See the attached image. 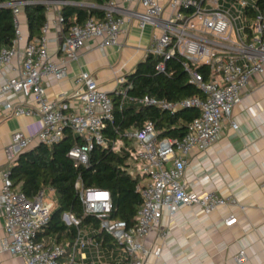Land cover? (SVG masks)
Wrapping results in <instances>:
<instances>
[{"label":"built area","instance_id":"1","mask_svg":"<svg viewBox=\"0 0 264 264\" xmlns=\"http://www.w3.org/2000/svg\"><path fill=\"white\" fill-rule=\"evenodd\" d=\"M47 10L59 7L58 17L63 22L61 7L69 0H43ZM259 0H108L104 4L81 3L102 10L100 16L90 15L85 22L69 27L59 43L62 56L53 60L48 51L49 23L41 35L27 40L20 29L21 9L29 0H11L16 18V32L11 46L0 47V71L6 64L17 60V75L4 76L0 86V104L8 115H36L42 120L35 134L20 130L12 133V140L4 148L8 167L2 174L0 208L5 219V234L0 250L19 254L24 264H143L148 254L162 255L164 248H150L145 238L160 228L165 213L175 216L181 206H198L205 213L228 204H240L236 197L222 196L215 190L189 189L181 181L188 166V157L195 150L208 151L218 140L226 119L233 128L238 123L231 118L233 108L244 99V90L251 77L264 72V6ZM251 6L252 13L245 12ZM137 22L144 29H154L152 42L145 48V57H160L157 68L166 69V61L173 56L183 59L184 69L202 95H191L174 101L145 96L136 99L146 105L160 106L174 111L195 106L200 115L188 126L182 137H159L155 123L148 120L141 127L131 128L110 141L103 133L108 120L114 119V102L103 90L97 77L82 70L75 77V98L81 101L78 111H68L61 101L49 99L44 79H62L68 74L67 63L78 59L80 48L92 38L99 39V46H122V36L128 35L129 25ZM208 65L210 73L204 78L198 69ZM125 76L118 79L123 85ZM129 84L128 86H131ZM122 99L128 98L127 87L116 91ZM22 96L26 102L13 101L10 96ZM66 128L83 139L75 143L68 155L74 166L87 164L95 144L110 146L114 150L128 149L130 171L138 176L137 190L143 201L135 213L134 221L112 216L114 202L111 190L89 188L78 179L79 191L85 214L98 218L99 227L81 226L82 219L71 211L62 217L76 226L73 241L57 242L40 240L39 233L50 221L57 205L54 188L45 186L34 198L21 191L11 177V167L19 154L36 141L52 145L64 137ZM126 141L129 143L127 144ZM243 208V207H242ZM238 217L231 214L225 224L231 225ZM104 231L115 239V245L106 248L96 233ZM168 231L161 230L165 236ZM118 254L119 261H111ZM246 249L236 256L237 263H244Z\"/></svg>","mask_w":264,"mask_h":264},{"label":"crops","instance_id":"2","mask_svg":"<svg viewBox=\"0 0 264 264\" xmlns=\"http://www.w3.org/2000/svg\"><path fill=\"white\" fill-rule=\"evenodd\" d=\"M58 11L57 5L47 10L48 51L55 61L62 56L58 47L66 34ZM19 18L24 35L22 46L30 35L23 9ZM128 32L121 38L124 41L122 46L101 48L98 38L90 39L80 48L78 59L67 63L66 77L44 79L49 99L64 102L68 111H78L81 101L75 98L74 82L82 70L91 71L101 88L110 95L123 88L118 79L134 71L139 61L145 58L144 51L152 42L154 29L151 25L141 29L133 21ZM16 63L14 59L2 68L0 84L4 76L17 75L12 68ZM251 78L244 90V99L232 110L231 118L238 127L233 128L226 119L220 137L208 151L195 149L190 153L181 178L189 189H213L222 196L236 197L240 204L221 206L211 213H205L198 206L184 205L173 217L165 213L160 228L145 238L150 248L162 245L163 253L159 257L146 255L143 264H240L236 256L241 249L247 251L242 264H264V72ZM10 99L26 102L22 96L12 95ZM41 126L42 120L38 116L8 115L0 104V191L3 171L9 165L4 148L11 142L12 133L20 130L33 135ZM38 143L36 141L33 145ZM231 214L237 215L238 219L227 226L225 220ZM4 224L0 208V241L5 234ZM161 230L168 231V234L161 235ZM104 252L110 256L106 248ZM119 259L118 254L111 257V261ZM0 264H24V259L19 254L0 250Z\"/></svg>","mask_w":264,"mask_h":264},{"label":"trees","instance_id":"3","mask_svg":"<svg viewBox=\"0 0 264 264\" xmlns=\"http://www.w3.org/2000/svg\"><path fill=\"white\" fill-rule=\"evenodd\" d=\"M11 0H0V47L11 46L15 38L16 18L13 6L7 4ZM22 9L28 18L29 39L41 35L42 26L47 22V5L43 0H29ZM73 1L61 7L64 30L67 31L76 22H85L90 15L100 16L102 10L94 6H84L74 2H93L104 4L108 0H69ZM264 6V0L258 1ZM21 9V11H22ZM245 12L255 14L251 6ZM160 57L152 54L140 60L134 71L126 75L123 83L127 87L128 98L124 100L116 92L110 95L114 102V119L107 121L103 133L110 140L120 137L126 130L138 128L148 120L155 123L159 137H182L187 133L191 121L200 115L195 106L181 108L174 113L160 106L146 105L136 99L145 96L161 98L170 101L202 95L198 86L191 82L184 69L183 59L173 56L166 61V69L157 68ZM198 69L207 79L210 73L208 65ZM132 84L131 86H128ZM64 137L58 142L47 145L43 142L32 145L22 151L11 167V177L21 191L29 198L45 186L54 188V198L57 201L50 221L39 233L40 240L57 242L73 241L77 228L66 223L62 214L71 211L82 219L81 226L99 227L96 217L85 214L76 181L79 179L85 187L111 190L114 209L112 216L132 223L135 213L143 198L137 190L139 177L130 171L128 149L114 150L110 146L103 147L95 144L87 164L74 166V160L68 155L69 149L83 139L70 128H66ZM128 144L129 142L126 141ZM102 240L104 248L115 245L112 235L101 231L95 234Z\"/></svg>","mask_w":264,"mask_h":264}]
</instances>
